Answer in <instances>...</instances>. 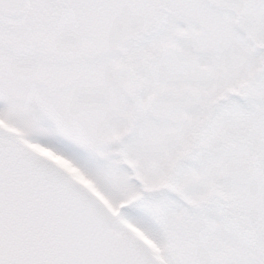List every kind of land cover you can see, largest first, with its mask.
<instances>
[{
  "label": "snow or ice",
  "instance_id": "obj_1",
  "mask_svg": "<svg viewBox=\"0 0 264 264\" xmlns=\"http://www.w3.org/2000/svg\"><path fill=\"white\" fill-rule=\"evenodd\" d=\"M0 264H264V0H0Z\"/></svg>",
  "mask_w": 264,
  "mask_h": 264
}]
</instances>
